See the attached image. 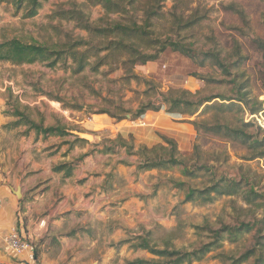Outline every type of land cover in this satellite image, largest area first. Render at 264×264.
Here are the masks:
<instances>
[{"label": "rangeland", "instance_id": "rangeland-1", "mask_svg": "<svg viewBox=\"0 0 264 264\" xmlns=\"http://www.w3.org/2000/svg\"><path fill=\"white\" fill-rule=\"evenodd\" d=\"M125 7V13L107 16L101 7L90 6L87 0H44L37 16L25 19L24 12L17 11L14 5L0 4V43L17 39L23 43L61 49L69 41L83 40L97 48L105 45L106 41L81 30L73 21L61 19L58 13L79 11L91 27L102 29L114 23L127 26L136 22L141 26L144 12L149 9L156 15L150 20L149 40L171 39L193 51L191 59L167 49L155 62L136 66L131 72L134 78H127L129 75L126 77L121 68L127 57L123 52L112 53L96 70H93L96 62L92 59L91 65L77 75L73 74L71 60L58 64L54 69L39 63L13 67L0 62V149L3 145L9 146L7 132L24 136L23 126L5 128L16 121L10 116L13 108L32 121L39 122L42 118L56 123L55 126L63 125L70 135L72 132L90 135L93 140L89 143H93L94 132L89 128L93 121L137 125L142 117L130 120L140 106L149 102L159 105L161 97L170 91H173V96L175 91L185 90L195 99L219 97L227 100L240 98L242 93H246V109L203 113L201 108L191 118L170 114L178 121L188 119L242 129L251 136V141L244 145L203 132L197 135L195 130L194 136L188 140V131H182L186 135L178 139L180 145L176 144L177 158L183 165L148 176L134 202L123 208L120 215L115 216V221H107L105 228H99L105 230V238H100L101 248L91 252L83 262L123 264L135 259H152L144 251L130 250L128 245L117 247L119 242L143 232H149L151 242L160 249L169 243L177 250L191 251L211 241L212 233L219 229L248 226V232L243 228L232 238L234 242L226 240L225 236L219 247L212 249L200 262L192 264H231L229 259H237L247 251H253L255 255L245 264H253L259 255L264 257V59L252 43L256 40L264 42V3L259 0H166L158 6L153 0H137L131 9L126 3ZM177 17L183 18L181 25L187 19L199 18V21L188 29H182L175 22ZM133 46L146 53L155 52L154 48L144 49L137 40ZM206 53L217 55L230 76L204 58ZM238 87H244L241 93ZM212 102L220 101L215 99ZM259 106L262 111L250 115V109ZM166 109L167 106H163L160 113H166ZM81 122L88 126H81ZM243 123L250 126L244 129ZM160 133L156 132L157 136L172 139L168 133ZM117 136L127 145H133V152H138L143 146L135 147L131 134L125 139ZM117 136L113 140L105 139L101 146L114 141ZM256 141L261 143L254 145ZM260 144L263 147H259ZM125 152L130 156L126 149ZM183 166L190 170L191 177L182 176ZM134 174L137 179L142 173H137L135 168ZM224 180L240 184L238 195H212L208 202L201 199L184 202L187 191L205 190ZM175 182L185 185L177 189ZM115 184L119 186L121 183L116 179ZM250 189L261 198L247 204L244 199ZM127 201L123 198L120 206L123 207ZM113 229L116 233L109 240ZM221 254L225 255L224 258L218 256Z\"/></svg>", "mask_w": 264, "mask_h": 264}, {"label": "crops", "instance_id": "crops-1", "mask_svg": "<svg viewBox=\"0 0 264 264\" xmlns=\"http://www.w3.org/2000/svg\"><path fill=\"white\" fill-rule=\"evenodd\" d=\"M142 121L145 126L140 127L133 123L120 125L95 120L89 127L94 132L93 143L70 135L66 128L68 136L63 138L7 132L9 146L3 145L0 149V263L89 264L83 259L98 251L100 238H105V230L99 228H105L107 221H115V216L129 207L143 190L146 178L159 173L149 171L135 179L138 158L127 156L124 148L113 154H99L96 151L102 148V142L113 140L117 135L125 139L131 134L135 147L151 148L161 141L156 132L168 133L179 145L180 137L186 135L182 131H188V140L194 136L191 125L183 122L184 119H173L170 114L147 112ZM34 122L43 123V127L56 125L42 118ZM80 125L88 126L84 122ZM81 157L83 160L74 167L70 177L64 178V170L53 171ZM121 161L126 165L119 164ZM116 179L121 183L119 186L115 184ZM19 185L22 191L21 198L17 199L13 191ZM123 198L128 201L122 207ZM13 228L31 246L20 256L11 253L4 244ZM73 231H76L73 236H67ZM114 233L113 229L109 240Z\"/></svg>", "mask_w": 264, "mask_h": 264}, {"label": "trees", "instance_id": "trees-1", "mask_svg": "<svg viewBox=\"0 0 264 264\" xmlns=\"http://www.w3.org/2000/svg\"><path fill=\"white\" fill-rule=\"evenodd\" d=\"M42 1L44 0H0V4H12L15 6L17 11H23V18L32 19L37 16L39 10L42 8ZM137 0H87L90 6H99L102 8L105 15H116L126 12L125 3L128 8H132ZM166 0H153L154 4L158 5ZM264 3V0H259ZM152 2V1H150ZM149 10V9H148ZM146 10L144 12L145 18L143 24L138 26L136 22H130L127 26H123L119 23H114L108 28H93L85 20L84 15L79 11L59 12L58 16L66 21H73L81 30L85 31L90 35L106 41L105 45H100L97 48L88 45L83 40L69 41L61 49H51L37 43H23L17 39L5 40L0 43V62L8 63L13 67H19L23 65L43 64L48 69H54L58 64H66L67 60H71V67L73 74L77 75L85 71L87 67L91 65L90 60H95L93 70L98 69L104 65L103 61L107 60L108 57L114 52H123L127 55L121 63V68L124 69L127 78H134L131 75L132 70L136 66H145L150 62L158 60L160 54L169 49L171 52L179 53L182 56L193 59V51L187 45H182L178 42H172L171 39H165L164 41H152L149 40L150 20L156 16L152 11ZM155 12V11H154ZM183 18L177 17L175 22L178 27L182 29H188L195 25L199 18H194L192 21L186 20L184 25H181ZM120 38L115 39V38ZM139 41L141 45H144V49L154 48V53H146L139 51L133 46L134 42ZM256 49L262 54L264 59V42L253 41L252 42ZM104 53V56H101ZM204 58L209 59L213 65L217 66L225 75L230 76L229 70L225 67L224 63L219 60L217 55L213 53L203 54ZM192 77H196L193 76ZM234 86L235 83H233ZM238 92H242L244 87H238ZM176 95L173 96V91H170L168 95L161 97L159 105H154L149 102L146 105H141L136 111L135 115L131 117L130 121H136L137 119L144 116L147 112L158 113L162 110L163 106H167V114H178L184 118L193 117L201 108L202 112L210 110H225L232 108H247L246 93H242L241 97L236 99H225V98H203L195 99L189 92L175 91ZM215 99H219L220 102H212ZM228 102V103H221ZM237 102V103H236ZM250 115L259 114L262 109L259 106L256 109H250ZM16 121L12 125H6L5 128H17L23 126L25 128L24 136L33 132L37 135H42L44 138L48 137H67L68 134L65 128L60 126L55 127H43L41 123H35L27 115L18 111L17 108H13L12 114L10 115ZM183 122L191 125L198 135L200 132L204 134H210L212 136L240 142L241 144H249L251 136L245 133L242 129H231L228 126L221 124L208 125L202 122L188 121L184 119ZM243 128H248L250 125L243 123ZM161 140V144L148 148L142 146L138 149V152H133V145H127L126 141H123L120 136L114 141H108L109 145H103L100 150L96 152L99 154H113L116 150L125 148L128 155L139 157V161L136 166L137 173H145L149 171H169L170 169L180 167L183 162L177 158V144L174 140L169 139L165 136L158 135ZM76 142L80 140L75 139ZM132 141V140H131ZM84 142V141H81ZM255 143H261L256 141ZM257 145V144H256ZM263 147L262 144L258 145ZM83 158L77 159L75 162L70 164L61 165L53 169L54 172L64 170V178L71 176L74 167L80 163ZM121 165H126L123 162H119ZM182 176L191 177L192 173L186 167L183 166ZM185 183L175 182V188L182 189ZM240 184L235 181H219L208 187L205 190H189L184 195V202L191 203L196 199L203 200L202 202L211 201V196H235L240 192ZM261 197L257 195L252 189L249 194L245 197V203H251ZM243 228H246V232L249 231L248 226L240 228H222L212 233L211 241L200 245L197 249L191 251L177 250L172 247L171 244L166 243L163 248H159L151 242V234L149 232H143L140 235L125 239L117 244L118 246L128 245V248L133 251H144L149 254L152 259H135L132 261H125L123 264H192L200 262L203 257L208 254L212 249L219 247V244L223 241L225 236L226 240L232 241L236 235L242 232ZM76 231L69 233L67 236H73ZM263 246V245H262ZM255 253L253 251H247L237 259H229L231 264H245ZM220 258H224L225 255H218ZM224 262V261H223ZM253 264H264V257L258 256Z\"/></svg>", "mask_w": 264, "mask_h": 264}, {"label": "built area", "instance_id": "built-area-1", "mask_svg": "<svg viewBox=\"0 0 264 264\" xmlns=\"http://www.w3.org/2000/svg\"><path fill=\"white\" fill-rule=\"evenodd\" d=\"M137 125L141 127L145 126V123L139 120ZM4 244L11 253L17 256L22 255L24 252L30 250L31 248L29 242L23 238V236L20 234L19 231H17L16 228L11 229L9 234H7L4 239Z\"/></svg>", "mask_w": 264, "mask_h": 264}, {"label": "water", "instance_id": "water-1", "mask_svg": "<svg viewBox=\"0 0 264 264\" xmlns=\"http://www.w3.org/2000/svg\"><path fill=\"white\" fill-rule=\"evenodd\" d=\"M74 137L78 138V139H81V140H85V141H88L87 139H84V138H81L80 136H88L87 134H81V133H77V132H72L71 133ZM89 142V141H88ZM13 194L14 196L17 198V199H20L21 198V188L20 187H17L14 191H13Z\"/></svg>", "mask_w": 264, "mask_h": 264}, {"label": "bare ground", "instance_id": "bare-ground-1", "mask_svg": "<svg viewBox=\"0 0 264 264\" xmlns=\"http://www.w3.org/2000/svg\"><path fill=\"white\" fill-rule=\"evenodd\" d=\"M80 137H81V138H84V139H87L89 142L93 140V137L90 136V135L85 136V137H83V136H80Z\"/></svg>", "mask_w": 264, "mask_h": 264}]
</instances>
